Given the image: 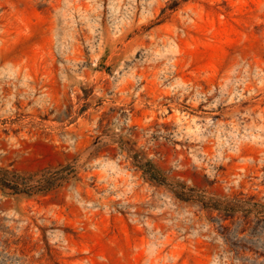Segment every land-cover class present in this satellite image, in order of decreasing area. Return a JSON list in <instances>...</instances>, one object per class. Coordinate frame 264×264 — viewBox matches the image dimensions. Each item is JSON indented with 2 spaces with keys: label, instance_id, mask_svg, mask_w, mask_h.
I'll use <instances>...</instances> for the list:
<instances>
[{
  "label": "rangeland",
  "instance_id": "1",
  "mask_svg": "<svg viewBox=\"0 0 264 264\" xmlns=\"http://www.w3.org/2000/svg\"><path fill=\"white\" fill-rule=\"evenodd\" d=\"M0 264H264V0H0Z\"/></svg>",
  "mask_w": 264,
  "mask_h": 264
}]
</instances>
